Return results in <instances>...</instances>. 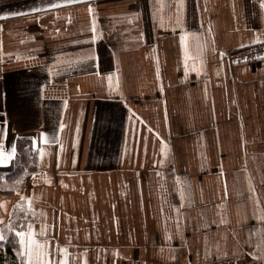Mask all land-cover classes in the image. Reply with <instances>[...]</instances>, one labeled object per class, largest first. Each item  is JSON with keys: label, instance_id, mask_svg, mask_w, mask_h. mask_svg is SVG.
Listing matches in <instances>:
<instances>
[{"label": "crops", "instance_id": "obj_1", "mask_svg": "<svg viewBox=\"0 0 264 264\" xmlns=\"http://www.w3.org/2000/svg\"><path fill=\"white\" fill-rule=\"evenodd\" d=\"M256 43L264 0H0L18 264H264V57H227Z\"/></svg>", "mask_w": 264, "mask_h": 264}, {"label": "trees", "instance_id": "obj_2", "mask_svg": "<svg viewBox=\"0 0 264 264\" xmlns=\"http://www.w3.org/2000/svg\"><path fill=\"white\" fill-rule=\"evenodd\" d=\"M37 166V152L33 149L31 139L19 138L16 142V152L11 162L0 166V193L10 194L15 185ZM25 217L13 218L8 227L3 229V239L0 241V264H18L17 230L23 228Z\"/></svg>", "mask_w": 264, "mask_h": 264}, {"label": "built area", "instance_id": "obj_3", "mask_svg": "<svg viewBox=\"0 0 264 264\" xmlns=\"http://www.w3.org/2000/svg\"><path fill=\"white\" fill-rule=\"evenodd\" d=\"M229 61L233 64L255 62L264 57V43H256L246 47L231 49L227 52ZM213 264H257L253 258L244 256L231 262Z\"/></svg>", "mask_w": 264, "mask_h": 264}, {"label": "snow or ice", "instance_id": "obj_4", "mask_svg": "<svg viewBox=\"0 0 264 264\" xmlns=\"http://www.w3.org/2000/svg\"><path fill=\"white\" fill-rule=\"evenodd\" d=\"M0 155H2V153H0ZM18 236H21L23 237L24 236V233L20 232V233H17ZM3 237H0V239H2ZM23 242V241H22Z\"/></svg>", "mask_w": 264, "mask_h": 264}]
</instances>
